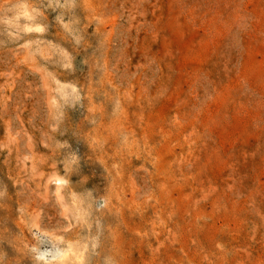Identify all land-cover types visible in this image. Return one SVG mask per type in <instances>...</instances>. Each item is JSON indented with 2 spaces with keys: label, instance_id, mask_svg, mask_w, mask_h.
Returning <instances> with one entry per match:
<instances>
[{
  "label": "rangeland",
  "instance_id": "1",
  "mask_svg": "<svg viewBox=\"0 0 264 264\" xmlns=\"http://www.w3.org/2000/svg\"><path fill=\"white\" fill-rule=\"evenodd\" d=\"M0 264H264V0H0Z\"/></svg>",
  "mask_w": 264,
  "mask_h": 264
}]
</instances>
